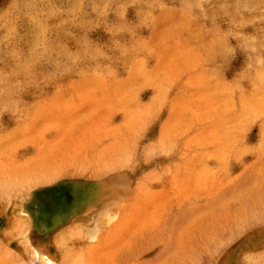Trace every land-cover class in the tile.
Returning a JSON list of instances; mask_svg holds the SVG:
<instances>
[{
	"label": "rangeland",
	"instance_id": "obj_1",
	"mask_svg": "<svg viewBox=\"0 0 264 264\" xmlns=\"http://www.w3.org/2000/svg\"><path fill=\"white\" fill-rule=\"evenodd\" d=\"M264 264V0H0V264Z\"/></svg>",
	"mask_w": 264,
	"mask_h": 264
},
{
	"label": "bare ground",
	"instance_id": "obj_2",
	"mask_svg": "<svg viewBox=\"0 0 264 264\" xmlns=\"http://www.w3.org/2000/svg\"><path fill=\"white\" fill-rule=\"evenodd\" d=\"M51 264H53V263H51Z\"/></svg>",
	"mask_w": 264,
	"mask_h": 264
}]
</instances>
